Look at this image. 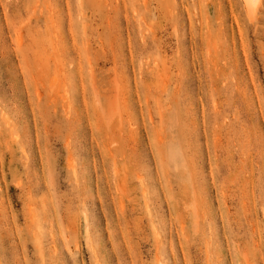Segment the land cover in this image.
<instances>
[{"label":"rangeland","instance_id":"obj_1","mask_svg":"<svg viewBox=\"0 0 264 264\" xmlns=\"http://www.w3.org/2000/svg\"><path fill=\"white\" fill-rule=\"evenodd\" d=\"M0 264H264V0H0Z\"/></svg>","mask_w":264,"mask_h":264},{"label":"bare ground","instance_id":"obj_2","mask_svg":"<svg viewBox=\"0 0 264 264\" xmlns=\"http://www.w3.org/2000/svg\"><path fill=\"white\" fill-rule=\"evenodd\" d=\"M244 1V3L248 6V4L250 3V2H252L253 0H243ZM256 3V2H255ZM258 4L260 3V2H257ZM253 4V3H252ZM250 5V6H252L253 7V5Z\"/></svg>","mask_w":264,"mask_h":264}]
</instances>
